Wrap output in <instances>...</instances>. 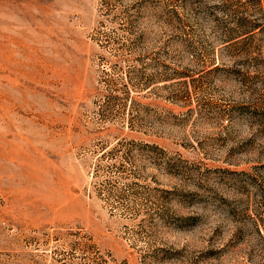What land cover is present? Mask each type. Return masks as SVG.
I'll use <instances>...</instances> for the list:
<instances>
[{
	"label": "rangeland",
	"instance_id": "374dc122",
	"mask_svg": "<svg viewBox=\"0 0 264 264\" xmlns=\"http://www.w3.org/2000/svg\"><path fill=\"white\" fill-rule=\"evenodd\" d=\"M0 264H264V0H0Z\"/></svg>",
	"mask_w": 264,
	"mask_h": 264
}]
</instances>
